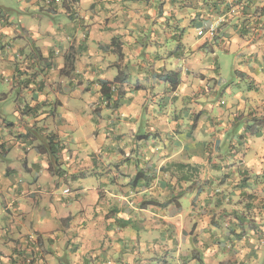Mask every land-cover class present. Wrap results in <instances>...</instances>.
I'll list each match as a JSON object with an SVG mask.
<instances>
[{
  "label": "crops",
  "instance_id": "0c3cea01",
  "mask_svg": "<svg viewBox=\"0 0 264 264\" xmlns=\"http://www.w3.org/2000/svg\"><path fill=\"white\" fill-rule=\"evenodd\" d=\"M263 126L264 0H0V264H264Z\"/></svg>",
  "mask_w": 264,
  "mask_h": 264
},
{
  "label": "trees",
  "instance_id": "16d2710c",
  "mask_svg": "<svg viewBox=\"0 0 264 264\" xmlns=\"http://www.w3.org/2000/svg\"><path fill=\"white\" fill-rule=\"evenodd\" d=\"M109 90L110 89L107 86H104L102 89V92L104 94H107L109 92ZM45 140L49 141L48 146L50 148L51 157L53 158V160L57 161L59 158H58V156H56V153H58L59 151L62 150V146L59 145V147H58L59 151L58 152L55 151L56 144L54 142V140H55L54 135L46 136ZM184 169H185V167L183 165H179L177 168V170L181 171V172ZM182 174H183V172H182ZM187 175H189L191 177V179L193 180L194 177L199 175L198 168H195V167L188 168ZM182 176H184V174ZM147 179H148V177H147L146 173L144 172V170H139L137 172L135 178L132 181V185L135 187H137L138 185L140 186L141 184L144 186H147V181H148ZM245 185H246V182L244 185L242 184L243 189H245V187H246ZM220 194H221V192L217 191L216 195H220ZM177 195H179V196H177ZM182 195H183V193L180 192L179 194H176L174 198L179 199ZM206 199L208 200L209 197ZM248 199H249V201H251L249 205H252L251 203H255L254 211L249 210V212H248V209H247L248 207H246V206L244 207V210H241V211H237V210L236 211L235 210H233V211L229 210L228 211L227 209H225V211L220 216L221 221H218V219H216V216L212 215L211 218H212L213 225L207 231L209 237H210V235H211V237H215L217 235H222L224 230H226V232L228 233L230 238L231 237L235 238L238 241H241L245 237H247L248 232L250 231L248 229V226L252 225L251 220L254 217V215H256V211H259V213H260L262 211V209L264 208L263 206H261V202L258 201V197L253 196V194H249ZM150 203H152V202L145 200L142 202L141 206L145 207L146 205H149ZM154 203H155V205H161V206H166V205L170 204L169 201L164 203V204H161V203L157 204L156 202H154ZM251 211H252V213H251ZM252 221H254V220H252ZM257 231H259V229H257ZM251 233L253 234V230Z\"/></svg>",
  "mask_w": 264,
  "mask_h": 264
},
{
  "label": "rangeland",
  "instance_id": "374dc122",
  "mask_svg": "<svg viewBox=\"0 0 264 264\" xmlns=\"http://www.w3.org/2000/svg\"><path fill=\"white\" fill-rule=\"evenodd\" d=\"M224 60V58L222 59V61ZM230 64H232V62L230 63ZM221 78H220V84L222 85V86H224V88L225 87H229V86H231L232 88H234V89H237V86L235 85L239 80L241 81V79L240 78H238L236 75H233V73H232V71H231V69H230V67H228L227 65H223L222 66V69H221ZM231 104V103H230ZM125 117H126V115H125ZM128 117V116H127ZM258 121L260 120V119H257ZM254 122V121H253ZM204 124L203 125H205L207 122H203ZM251 123V122H250ZM202 125V126H203ZM251 127H252V125H251ZM239 128H241L242 129V126L241 127H239ZM88 130V132H91V129H87ZM256 131V133H257V135H258V137H259V132H262V137H263V139H264V126L262 127V129H256L255 130ZM255 137V136H254ZM57 148L59 147V145H57L56 146ZM90 152H92V149H90L89 150ZM256 177V176H255ZM71 183H73V186H74V188L77 186V184H75V182L74 181H71ZM159 197H160V199H159V201L160 202H164V203H166V202H168V201H170V202H172L175 198H172V200H168V199H165V197H166V194L165 193H160L159 194ZM189 200V198H182V200H181V202H182V204H183V210H184V212H187V201ZM62 211H63V209L60 211V213H61V215H62ZM204 211H206V213L209 215L208 216V220H210V218H211V216L213 215V214H215V216H217L218 214H217V211L216 210H213V209H210L209 207H207V209H204ZM180 212V211H179ZM179 212H176V210H175V214H177V213H179ZM218 213L220 214V216H221V211L219 212L218 211ZM64 214V213H63ZM178 219H179V217H177ZM220 219H221V217H220ZM252 220H254V221H252ZM251 220V222H252V225L250 226H248V228H249V230L252 232V230H253V234L249 231L248 232V234L250 235V237H251V239H253L252 241H251V244L252 245H255L256 243H257V241L255 240L256 239V237L260 234V231H257V229L258 228H260V226L262 225V221H263V216L261 215L260 216V214H259V211H256V215H254V217H253V219ZM221 221V220H220ZM167 224V226L168 227H161V228H157L156 230L157 231H152L151 232V234H148L146 231H143L142 233H145V235H144V237H143V239H148L149 241H151L152 243H156V242H158L159 241V239H160V233L162 234V238L164 237V236H166L167 234H169L170 233V231H171V228H170V226L168 225L169 223H166ZM177 228V227H176ZM162 229H164L163 231H162ZM256 229V230H255ZM255 230V231H254ZM176 232V234H177V237L179 238V235H181V231H180V229H178V230H176L175 231ZM255 232V233H254ZM227 233V232H226ZM148 235V236H147ZM261 240L262 239H259V242H261ZM263 247H264V245H263ZM165 247H163V249H164ZM239 249H241V250H243L244 248L243 247H238V248H236V250H239ZM160 251L162 250V249H159ZM255 259V258H254Z\"/></svg>",
  "mask_w": 264,
  "mask_h": 264
},
{
  "label": "built area",
  "instance_id": "2783aa9c",
  "mask_svg": "<svg viewBox=\"0 0 264 264\" xmlns=\"http://www.w3.org/2000/svg\"><path fill=\"white\" fill-rule=\"evenodd\" d=\"M217 30V25H212L209 27L208 31L210 33L211 36H214ZM65 194H70L69 190H65Z\"/></svg>",
  "mask_w": 264,
  "mask_h": 264
}]
</instances>
